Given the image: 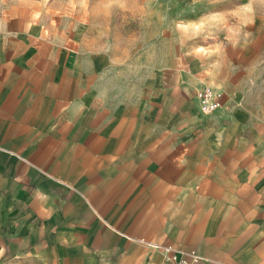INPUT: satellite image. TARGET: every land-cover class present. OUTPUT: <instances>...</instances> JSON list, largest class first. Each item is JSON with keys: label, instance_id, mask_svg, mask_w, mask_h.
<instances>
[{"label": "crops", "instance_id": "1", "mask_svg": "<svg viewBox=\"0 0 264 264\" xmlns=\"http://www.w3.org/2000/svg\"><path fill=\"white\" fill-rule=\"evenodd\" d=\"M65 38L0 24V264H264L263 108L210 77L201 113L198 81Z\"/></svg>", "mask_w": 264, "mask_h": 264}, {"label": "rangeland", "instance_id": "2", "mask_svg": "<svg viewBox=\"0 0 264 264\" xmlns=\"http://www.w3.org/2000/svg\"><path fill=\"white\" fill-rule=\"evenodd\" d=\"M0 24L108 55L136 84L176 87L180 77L186 87L192 78L199 109L204 88L214 110L227 96L211 77L263 108L264 131V0H0Z\"/></svg>", "mask_w": 264, "mask_h": 264}, {"label": "built area", "instance_id": "3", "mask_svg": "<svg viewBox=\"0 0 264 264\" xmlns=\"http://www.w3.org/2000/svg\"><path fill=\"white\" fill-rule=\"evenodd\" d=\"M214 102L215 98L211 90L204 88L199 102L202 113H211L214 110ZM161 249L164 251V262L169 264H197L201 260V256L194 249L179 252L170 246H165Z\"/></svg>", "mask_w": 264, "mask_h": 264}]
</instances>
